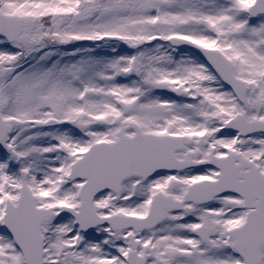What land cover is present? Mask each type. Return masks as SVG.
Listing matches in <instances>:
<instances>
[{
    "label": "snow or ice",
    "instance_id": "6c2138e0",
    "mask_svg": "<svg viewBox=\"0 0 264 264\" xmlns=\"http://www.w3.org/2000/svg\"><path fill=\"white\" fill-rule=\"evenodd\" d=\"M0 264H264V0H0Z\"/></svg>",
    "mask_w": 264,
    "mask_h": 264
}]
</instances>
